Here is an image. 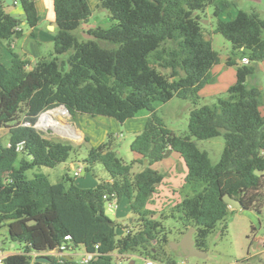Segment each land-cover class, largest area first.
<instances>
[{
    "label": "trees",
    "instance_id": "obj_1",
    "mask_svg": "<svg viewBox=\"0 0 264 264\" xmlns=\"http://www.w3.org/2000/svg\"><path fill=\"white\" fill-rule=\"evenodd\" d=\"M16 1L22 17L6 12V0H0V40L7 43L20 34L22 21L33 27L39 20L35 0ZM52 1L53 50L33 62L15 52L8 66L0 60V128L7 130V140L0 139V227L6 226L9 242L19 245V251L5 255L2 264H116L112 253L129 255L137 250L174 263L164 250L169 239L161 212L147 207L164 178L152 165L167 148L178 152L186 167L188 191L172 209L185 220L182 234L194 228L196 247L206 250V238L217 223L226 232L234 208L223 201L224 194L239 199L243 209L260 213L264 99L263 90L247 82L264 59V18L258 11L239 8L230 19H221L219 14L233 5L231 1L98 0L96 8L106 10L112 23L88 27L81 37L76 31L92 12L87 0ZM208 6L216 18L212 32L231 43L226 63L236 65V80L227 96L198 105V90L213 80L210 69L219 61L200 21L199 12ZM236 56H246L248 62L237 64ZM173 97L189 102L187 130L179 134L165 125L154 106ZM57 105H64L73 117L82 112L119 121L148 110L143 128L129 144L137 158L125 161L110 149L109 133L98 146L88 147L82 161L86 169L101 163L110 180L80 187L68 173L56 182L40 172L28 178V169L54 167L78 148L22 124L25 120L33 124L40 112ZM218 135L224 146L218 161L211 163L192 137ZM19 142L22 147L17 150ZM134 165L139 169L133 171ZM104 196L117 202L127 199L130 221L120 235L117 223L105 214ZM66 234L73 249L81 246L97 254L87 263L55 255L40 262L31 255L58 247Z\"/></svg>",
    "mask_w": 264,
    "mask_h": 264
},
{
    "label": "rangeland",
    "instance_id": "obj_2",
    "mask_svg": "<svg viewBox=\"0 0 264 264\" xmlns=\"http://www.w3.org/2000/svg\"><path fill=\"white\" fill-rule=\"evenodd\" d=\"M237 3L239 8H243L247 11L259 10L260 16L264 18V0H261L260 2H257L255 0H237ZM211 7L212 6H208L205 11L199 12L201 17V24L207 31L211 29L212 24L214 26L216 20L212 15ZM102 10L106 11L104 9ZM96 12L99 13L98 11ZM94 20L95 18L91 17L88 21L94 22ZM103 20L104 18L101 17V21ZM84 23H82L81 25H83ZM41 27L43 29H46L44 22L41 23ZM84 30L85 29H82L80 26L76 32L80 34L81 37H85L86 34ZM215 35L216 38L213 43V48L218 52V55L221 58H225L228 53L230 56L231 43L222 34L215 33ZM43 47L47 51V54L53 50L52 43L50 44V46L49 44H44ZM258 79L260 80L261 84L264 85V76L258 75ZM218 96L225 97L227 96V93H221ZM215 101L216 97L205 100L203 99V97H200L198 105L211 104ZM188 106L189 102L187 100L173 97L171 100L165 102V106L157 110V113L162 117L165 125L168 128L179 134L187 130L189 110ZM59 107L61 106L57 105L40 112L37 115L35 121H39L40 117L44 113H54V111ZM73 121L74 119L70 116V113L68 111L67 114H61L56 110V112L51 115L50 120L46 124V126H40V128H37L38 130L43 132V135L47 137L69 142L78 148L70 153L66 161L58 163L54 167L35 166L31 169H28L25 172L28 178H32L34 173L40 172L45 174L50 182H56L64 173H68L70 176H72L73 182L78 186L79 183L84 180L92 181L90 185H87L85 187H92L91 185L93 184V182L96 183L100 179H103L106 174V170L99 162L95 163L92 168L87 170L86 177H84V175L82 174L74 176V169L70 167L69 162L73 160L75 162L76 160H82L86 155L88 147L85 146V138L82 133L79 136H71V130L73 129V126L76 128L75 124H71V122ZM45 128L51 129V132H46ZM131 138L132 135L128 133H124L119 137H113V147L117 151V154L125 161L131 160V157L129 156L130 153H132L130 152L132 150L129 147ZM0 139H2V141H5L7 139V130L4 128H0ZM192 139L195 141L197 147L200 150H204L207 152L211 163H216L218 161L224 146V138L222 135L205 139H197L192 137ZM138 169L139 166L134 165L132 170L136 171ZM173 179L174 178L172 176L166 175V180L164 182L165 184L163 185L166 186V181H172ZM178 190L180 192V189ZM124 201L122 200L117 202V207L113 210H108L106 203L104 204L105 214L117 223V235H120L124 231V226L121 224L127 222L129 220L128 218H130V216L126 214V204ZM180 214V212L174 211L172 209V206H169L168 208H166V210L161 211L160 217H162V223L166 227L169 242L179 241L183 236L182 231L184 230L183 223L185 222V220L180 217ZM259 233H264V203L260 213L248 211L247 209L234 210L228 220V226L225 233L221 232L220 224L217 223L215 229L211 233H209L206 238V254L203 257L180 256L177 254L176 250L170 252V248L168 247L169 242L168 246H164V250L166 254L170 253V255L174 257L179 264H263V251L257 253L253 257H247L248 254H254L257 250L262 249L263 246L261 245V243L258 240L254 241L252 239L253 234ZM0 241L2 242L1 246L3 250H15L19 247L18 244L14 243L13 246H11V242H9L7 237L6 226L0 227ZM72 253L73 259L78 260L82 253V247H75ZM139 253L140 252L137 250L129 255H124L122 257L114 256L113 259L115 261L118 259L124 261L128 258H132L134 260V264H143V258H145L146 256L140 255Z\"/></svg>",
    "mask_w": 264,
    "mask_h": 264
},
{
    "label": "crops",
    "instance_id": "obj_3",
    "mask_svg": "<svg viewBox=\"0 0 264 264\" xmlns=\"http://www.w3.org/2000/svg\"><path fill=\"white\" fill-rule=\"evenodd\" d=\"M228 1H231L233 5L227 8L226 11H223L219 14L218 17L221 19H230L236 14L237 10L239 9L237 0ZM255 1L260 2L261 0ZM87 2L92 10L89 19L93 17L95 18V20L94 22L87 21L86 23L81 25L82 29H86L95 25H100L102 27H108L109 25H111L112 20L110 19L107 11L96 8L98 0H87ZM35 6L39 16L38 23L35 26L31 27L27 25L25 21H22L21 32L17 37L11 39L8 43L5 40H0V60L6 66L10 64L12 52H15L22 58L33 62L37 57L47 54V51L43 47L44 44H49V46L51 43L53 44V34L56 28L54 20L53 1L35 0ZM5 10L6 12L17 15L19 17L23 16L22 7L16 0H12L10 4H6ZM96 11H98L99 13H97ZM256 11H258V13L260 14L259 10ZM98 14H100L101 16ZM101 17L104 18L103 21H101ZM43 22L46 29H43L41 27V23ZM213 27L214 26L212 24L210 30L207 31L205 29L206 35L211 39L212 46L216 38L215 33L212 32ZM228 57L229 53L225 58H221L219 56L220 59L218 63L214 64L210 69V74L213 77V80L204 83L199 88L198 94L200 97H203L204 100L217 97L221 93H226L227 88L235 82L236 65L227 64L226 60ZM234 61L237 64H240L242 62L238 56L234 58ZM258 75L264 76V59L256 64L254 74L247 79V82L249 84L257 85L260 89L263 90L264 99V85L261 84L260 80L258 79ZM154 106L157 110H159L165 106V103L155 102ZM260 112L262 115H264V105L260 106ZM148 115V110L141 109L135 115L130 116L123 121H119L117 118L111 115L98 114L90 117L86 113L77 112L75 117L70 114V116L76 122H71V124H75L76 126V128L73 126V129L71 130V136H79L82 133L85 138L86 145H84L86 147L98 146L100 143L107 139V135L109 133H111L113 137H119L124 133H128L132 135V140L135 133L143 128ZM130 152H132L129 155L131 157V160L137 158L136 153H134L133 151ZM74 162V160L69 162L70 167L74 169V176L82 174L84 175V177H86L88 169H86L84 162L82 160H76V164ZM152 167L162 172L164 174V178L162 182L156 186L155 192L153 193L149 203H147V207L159 213L162 210H166V208H168L169 206L171 207L172 205H174L188 191L184 182L186 167L179 153L172 149L171 153L167 157H163L161 160L153 163ZM77 168H80V170L78 174H75V170ZM166 175L172 176L174 179L172 181H166L167 185L164 186L163 184H165L164 182L166 180ZM103 179L110 180L111 178L106 172ZM91 183L92 181L90 180H84L79 183V186L85 187L87 185H90ZM96 183L93 182L91 186L96 185ZM178 189H180V192ZM122 200H125L124 202L126 204V214L130 216L127 199L123 198L120 201ZM238 209L244 210L243 208ZM234 210L236 209L234 208ZM248 211L253 212V210ZM128 219L130 221V218ZM127 222L122 223L121 225L125 226ZM252 239L254 241L258 240L263 247L262 249L257 250L254 254H248L247 257H253L259 252H264V233L253 234ZM1 245L2 242L0 241V249L5 255L19 251L18 248L15 250H3ZM11 246H13V243H11Z\"/></svg>",
    "mask_w": 264,
    "mask_h": 264
},
{
    "label": "built area",
    "instance_id": "obj_4",
    "mask_svg": "<svg viewBox=\"0 0 264 264\" xmlns=\"http://www.w3.org/2000/svg\"><path fill=\"white\" fill-rule=\"evenodd\" d=\"M15 28L19 30L20 26H16ZM241 61L246 63V62H248V58L246 56H244V57L241 58ZM62 108L64 109V113L63 114H67L68 110L66 109V107H62ZM22 124H24V125H33L35 128H40V126H42V125H39V121H35L32 124L30 121L25 120V121L22 122ZM7 145H9V143H7ZM21 147H22V142H19L17 144V146H16V149L20 150ZM79 170H80V168H77L75 170V174H78ZM104 198H105V203L107 205V209L108 210L115 209V207L117 206V201L114 198L108 199V198H106V196H104ZM63 239H64V241L58 247H56L54 249H49V250H46V251L32 252L31 255L33 257H37V256H40V255H44V256L55 255L56 257H63V256L73 257L72 256L73 255L72 251H74V249L68 243V240L70 239V235L69 234L64 235ZM95 247H97V245H95ZM96 254H97L96 251H87V250H85L82 247L81 256L76 261H78L80 263H87ZM112 255H113V257L114 256L115 257H117V256L122 257V256L127 255V254H118V253L114 252V253H112ZM4 257H5V254L0 249V264H2ZM128 261H130V258H128V259H126L124 261L118 259V260L115 261V263L116 264H122V263H126ZM133 264H134V260H133ZM143 264H179V263L177 261H175L174 263H171V262H167L165 260H160V259H156V258H152V257L148 256V257L143 258Z\"/></svg>",
    "mask_w": 264,
    "mask_h": 264
},
{
    "label": "water",
    "instance_id": "obj_5",
    "mask_svg": "<svg viewBox=\"0 0 264 264\" xmlns=\"http://www.w3.org/2000/svg\"><path fill=\"white\" fill-rule=\"evenodd\" d=\"M12 0H6V4H10ZM62 107H65L64 105H60ZM46 132H51V129L45 128ZM114 147L111 146L110 149H113ZM106 149L105 151H107ZM104 151V152H105ZM171 153V148H167L165 153L163 154V157H167ZM223 201L228 204L229 207L238 209L242 208V204L239 199L232 197L228 193L223 195ZM100 214V212H98ZM110 224H113L112 221H109ZM193 233H194V228L189 227L187 231L183 234L181 239L179 241H174V242H169V247L172 250H176L177 254L180 256H197V257H203L205 256V251L201 248H198L194 244V239H193ZM70 258V256H66ZM35 260L40 261V262H49L50 258L48 256L40 255L35 257ZM129 264H133V260L129 262Z\"/></svg>",
    "mask_w": 264,
    "mask_h": 264
},
{
    "label": "bare ground",
    "instance_id": "obj_6",
    "mask_svg": "<svg viewBox=\"0 0 264 264\" xmlns=\"http://www.w3.org/2000/svg\"><path fill=\"white\" fill-rule=\"evenodd\" d=\"M59 113H64V109L62 107H59L56 109ZM56 110L54 111V113L56 112ZM53 112H49V113H44L40 119H39V125L42 126H46V124L49 122L50 117L52 114H54Z\"/></svg>",
    "mask_w": 264,
    "mask_h": 264
}]
</instances>
